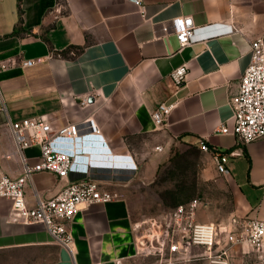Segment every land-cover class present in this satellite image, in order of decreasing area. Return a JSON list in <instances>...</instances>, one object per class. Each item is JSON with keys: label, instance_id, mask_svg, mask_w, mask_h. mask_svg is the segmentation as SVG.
I'll return each instance as SVG.
<instances>
[{"label": "crops", "instance_id": "0c3cea01", "mask_svg": "<svg viewBox=\"0 0 264 264\" xmlns=\"http://www.w3.org/2000/svg\"><path fill=\"white\" fill-rule=\"evenodd\" d=\"M176 17L194 28L195 39L182 47ZM262 33L264 0H0V58L6 63L0 71V172L16 177L21 171L20 158L8 156L13 144L7 122L45 115L56 130L89 119L110 155L92 162L79 156L68 178L33 173L25 202L34 206L37 197L50 198L88 176L119 195L81 207L67 223L74 261L43 224L12 221L11 200L0 196V264L150 263L152 257H133L144 219L132 212L129 188L151 183L172 145L201 151L205 142L227 170L218 171L211 153L201 151V177L221 182L226 207L215 198L201 201L195 221L264 219V136L242 144L217 131L221 124L232 126L231 100L250 60V41ZM184 62L187 78L173 92L169 72ZM163 101L174 105L158 126L151 114ZM22 154L29 164L38 162L39 144ZM132 163L135 177L112 178L127 174ZM242 248H233L231 264H258Z\"/></svg>", "mask_w": 264, "mask_h": 264}, {"label": "built area", "instance_id": "2783aa9c", "mask_svg": "<svg viewBox=\"0 0 264 264\" xmlns=\"http://www.w3.org/2000/svg\"><path fill=\"white\" fill-rule=\"evenodd\" d=\"M135 2L139 4V0ZM173 23L180 47L195 39L194 28L187 25L184 18L176 17ZM249 52V63L240 76L238 92L231 100L232 126L228 128L221 124L217 128L220 133L234 135L242 144L264 136V33L250 41ZM23 64L30 65L32 61L26 60ZM5 66L0 58V71ZM187 73L186 62L169 72L173 92L182 86ZM86 100L83 98L81 104H85ZM173 105L163 101L156 106L151 114L156 125L164 124ZM7 129L13 144L8 156L17 155L21 164L20 174L16 177L0 172V196L11 200L10 219L23 224H43L53 242L64 248L74 261V240L67 223L81 207L105 203L117 199L119 195L102 188L98 179L88 176L68 182L50 198L37 197L35 205L28 206L24 199V186L31 175L39 171L68 178L76 159L86 157L87 145L97 147L106 155H110L109 149L104 146L99 130L89 119L53 130L46 116L39 115L9 121ZM32 144H39L40 160L29 164L22 151ZM156 149L161 147L156 146ZM200 149L211 153L218 171H227L219 160L217 149L205 142H201ZM132 166L127 174H112V178L135 177V164L132 163ZM200 203V198L195 197L178 204L168 213L144 219L136 228L133 257H152L147 264H188L195 261L231 264L233 248L241 246L243 252L252 255L258 264H264V219L232 215L226 223L197 222L194 217ZM192 245L201 247L202 251L192 253ZM116 263L122 264V260L116 259Z\"/></svg>", "mask_w": 264, "mask_h": 264}, {"label": "rangeland", "instance_id": "374dc122", "mask_svg": "<svg viewBox=\"0 0 264 264\" xmlns=\"http://www.w3.org/2000/svg\"><path fill=\"white\" fill-rule=\"evenodd\" d=\"M164 159L151 183L138 181L129 188L132 212L138 219L160 216L175 205L176 198L185 202L196 197L202 203L215 198L220 208L226 207L221 182L201 177L204 153L191 146L172 145Z\"/></svg>", "mask_w": 264, "mask_h": 264}, {"label": "water", "instance_id": "95a60500", "mask_svg": "<svg viewBox=\"0 0 264 264\" xmlns=\"http://www.w3.org/2000/svg\"><path fill=\"white\" fill-rule=\"evenodd\" d=\"M186 24L187 25H190V22L189 21H186ZM86 150L88 151V153L86 154V157L88 159V162L89 161H94V160H98V161H101L102 159H104L103 157H107L108 155L106 154H102L97 147H94L93 145L90 147L87 145V148Z\"/></svg>", "mask_w": 264, "mask_h": 264}, {"label": "trees", "instance_id": "16d2710c", "mask_svg": "<svg viewBox=\"0 0 264 264\" xmlns=\"http://www.w3.org/2000/svg\"><path fill=\"white\" fill-rule=\"evenodd\" d=\"M175 200H176V201H174V204H175V205H177L178 203L181 204V203H185V202H188V201H189V200H188V201H185V202H181L179 198H176Z\"/></svg>", "mask_w": 264, "mask_h": 264}]
</instances>
